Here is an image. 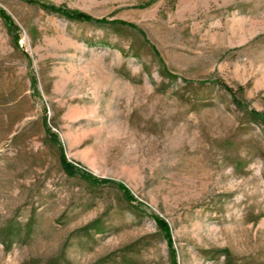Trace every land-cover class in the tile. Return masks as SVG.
Segmentation results:
<instances>
[{
  "label": "rangeland",
  "instance_id": "374dc122",
  "mask_svg": "<svg viewBox=\"0 0 264 264\" xmlns=\"http://www.w3.org/2000/svg\"><path fill=\"white\" fill-rule=\"evenodd\" d=\"M44 1L93 22L0 0V264H264V125L229 90L264 113V0Z\"/></svg>",
  "mask_w": 264,
  "mask_h": 264
},
{
  "label": "trees",
  "instance_id": "16d2710c",
  "mask_svg": "<svg viewBox=\"0 0 264 264\" xmlns=\"http://www.w3.org/2000/svg\"><path fill=\"white\" fill-rule=\"evenodd\" d=\"M26 2L29 5L38 6V7H41L43 9L47 10V11L60 14L67 19L69 18L70 21H78V22L84 21L86 23H92L93 22L92 19H90L85 14H81L78 12L71 11V10L65 8L64 6L58 7V6H56L50 2H46L44 0H26ZM0 16L6 22L11 21L10 18L7 16V14L3 10H0ZM167 76L171 77L169 74H167ZM222 87L226 88V86H224V85ZM229 90L233 94V97H234L235 103H236L235 105L237 106V108L240 109L241 111L245 112V114L248 113L251 116V118L253 119V121H255L257 123H261L264 125V113L258 112L255 110H248L247 106L243 102L242 95L244 93L245 88L243 86H239V88L237 90L233 91L230 88H229ZM44 121H45V125H46L45 130H46L47 138L49 139L50 142L55 143L56 137H58V136H56V134L54 132H52V128L50 127V125L48 123L47 116L44 118ZM55 145L59 148V151H61V147L58 146V144H55ZM60 153H61V155H60L59 163H60V166H62L61 169L63 170V172L68 177H70V178L79 177L83 181L88 182L89 185H91V186L93 185V187L105 186L107 184L108 185H114L117 188H119V190L123 193V195L125 196V198L128 201H131V202L134 201L133 196L123 187V184L121 185L120 183H116V182H113L110 180L100 179V178H97V177H95L89 173L78 172L75 169L74 165L69 163L66 160L64 153H62V151ZM156 222H157V226H158L160 232L163 234V237L168 238V236H169L168 225L163 220H161L159 217L156 218ZM95 230L97 232L100 231L99 229H95ZM225 253H226V255H228L227 252H225Z\"/></svg>",
  "mask_w": 264,
  "mask_h": 264
}]
</instances>
